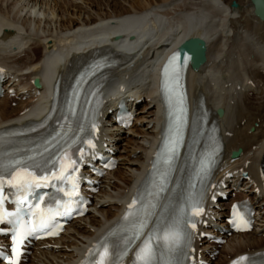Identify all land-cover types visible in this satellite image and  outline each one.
Listing matches in <instances>:
<instances>
[{"label": "bare ground", "instance_id": "bare-ground-1", "mask_svg": "<svg viewBox=\"0 0 264 264\" xmlns=\"http://www.w3.org/2000/svg\"><path fill=\"white\" fill-rule=\"evenodd\" d=\"M123 1L129 3L132 11L121 7L117 0H6L4 16L0 15V68L4 69V75L15 88L16 97L22 99L26 96L24 101L8 97L0 99V128L23 122L32 115L30 107L43 94L41 67L55 53L62 56L57 59L59 64L57 74L51 80L52 85L58 79L64 81L90 54L105 47L106 37L99 40L94 36L91 38L93 42L69 48L78 36L94 33L98 28L112 29L122 21L138 20L139 35L126 46L114 43L111 50L123 58V64L114 70L105 88L106 91L112 90L114 98H107L103 109L101 144L98 147L106 141L122 139L124 135L135 132L133 125L126 131L110 127L118 100L143 99L145 108L153 109L151 115L148 113L150 116L144 131L138 132L142 138L136 142L135 149H140V154L135 160H127L132 166L128 167L129 177L123 181L124 196L120 199L118 192L111 195L103 189L98 190L91 199V211L72 221L58 239L36 243L26 264H80L93 242L120 217L127 200L147 174L150 154L164 125L165 111L159 92L161 65L173 50L191 37L204 39L207 50L206 62L198 71L187 69L190 105L198 110L199 99L202 98L207 110L213 113L218 108L223 110L220 117L211 113L224 143L221 167L227 169L216 176L217 185L228 183L234 186L241 181V189L246 188L253 195L250 202L262 224L257 230L231 235L221 247L228 248L227 252L222 251L223 262L264 249V239L255 237L258 230L264 233L261 213L264 210V20L255 14L251 0H155L152 7L149 4L141 9L134 8L139 0ZM232 1L237 3V8L230 6ZM36 8L43 15V20L30 12ZM35 78L41 84L39 89L31 83ZM9 100L16 102V107L9 108ZM143 111L137 107L138 115ZM253 125V131L248 133ZM257 142V147L253 148ZM111 145L115 146L116 142ZM238 148L241 155L234 161L227 160ZM114 155L116 159L123 158L119 152ZM118 169L116 167L115 172ZM115 172L108 173L103 180ZM242 172L247 173L248 180L240 178ZM218 191L215 185L212 196H216ZM104 200L116 202L113 203V212L105 211L103 215L99 206ZM95 213H100L102 218L96 219ZM204 220L211 227L212 220ZM220 224L224 226L223 222ZM205 231L208 228L200 225L197 245L201 242L198 240L200 233ZM69 248L71 252L68 253ZM214 264L221 263L216 261Z\"/></svg>", "mask_w": 264, "mask_h": 264}, {"label": "snow or ice", "instance_id": "snow-or-ice-1", "mask_svg": "<svg viewBox=\"0 0 264 264\" xmlns=\"http://www.w3.org/2000/svg\"><path fill=\"white\" fill-rule=\"evenodd\" d=\"M187 57H181L178 56L177 53H173L166 65L164 66L163 72L165 76V82L167 83V78L169 77L170 73L175 71V68L177 66V63L180 61H186ZM183 111V110H181ZM179 139V136L177 135V140ZM177 140H170L167 145L168 152L170 153V158L172 155H175L176 152V144ZM29 160L32 158L29 157ZM75 164V161H69L67 164L61 162V173L60 176L57 177V179H68L70 182H72V192H67L66 195H72L75 191L76 185L72 178L70 176H66L65 173H67L68 169ZM35 165L28 164L25 160H13L11 161L7 166L0 164V170H4L6 168L9 179L8 183L11 184L13 187L17 189H31L33 186L39 187V181L41 180H47L48 177H40L35 174L34 171H32V168ZM53 176L56 174L53 173ZM4 180L3 175H0V185H2V182ZM2 203H3V196L0 195V220L4 219V214L2 211ZM133 204H135V201H133ZM131 208L132 205H129ZM235 207V206H234ZM49 212H52L51 209L48 210ZM196 214H199L197 212ZM35 215V213H33ZM19 222V217H18ZM146 226V223L144 221H141L139 224L135 235H139L140 230H142ZM37 227L40 229H46L49 227L48 221L44 219L43 216H41L39 225L33 224L31 227L25 228L23 232L18 231L16 236H14V240L16 243H19L24 235H31L33 232L37 230ZM194 227V225H193ZM54 234V233H52ZM183 233L180 230L179 227V221L175 222L172 225H169L166 230L163 232V241L168 247L169 251L175 250L181 243L183 238ZM156 239H161L159 235L155 236ZM153 239V235H150L148 239H146L143 243V245L139 248V250L136 253V260L139 262V264H154L155 259V251L153 248V245L151 243ZM131 240H128L127 243H131ZM103 248V251L99 252V261L97 264H111V261L107 259L110 256V252L106 246H101ZM13 252H16V248H13ZM244 259V258H241ZM171 264V262H170Z\"/></svg>", "mask_w": 264, "mask_h": 264}, {"label": "rangeland", "instance_id": "rangeland-1", "mask_svg": "<svg viewBox=\"0 0 264 264\" xmlns=\"http://www.w3.org/2000/svg\"><path fill=\"white\" fill-rule=\"evenodd\" d=\"M117 1L119 2V5L121 7L126 8L129 11H132V9L130 8L129 3H127V2H125L123 0H117ZM5 3H6V0H0V15L1 16H4V13H5ZM80 3H82V2L80 1ZM147 5H149V7H152L153 5H155V0H144V1L139 0L138 3H136V5H134V8L136 9V6H137V9L138 8L141 9V8H144V6L147 7ZM37 10H38V8H36V10H34V11H33V9H31L30 12H32V15L33 16L37 15V17H40L43 20V15L40 14L41 12L40 11L38 12ZM41 25H43V23H41ZM33 29L34 28H32V30ZM248 91H250V90H248ZM253 95L256 96V92H254ZM19 100L24 101L25 99L22 98V99H19ZM8 103L10 104V107L9 108L16 107V105H17L16 102H13L11 100H9ZM139 109H144V111H143L142 114L137 115V117H139V116L140 117H139L138 121L132 127L133 131H135V132H130L129 134L124 135L125 136L124 138H122V139H116L115 140V142L117 143L116 147L117 148L118 147L123 148V150H120V148H119L120 154L123 156V158H121L119 160V164L117 166L119 168L117 170L118 173H117V171L116 172L114 171L115 172L114 175L109 176L108 179H105L102 182V185L103 186L100 187L106 193H110L111 195H115L114 194L115 192H118V193H120L122 195V192L124 191V182L123 181H124V179H127L129 177L130 172H129L128 167L129 166H132L131 162H129L127 160H131V161L132 160H135L136 157L140 154V149H135V147L137 148L136 142L137 141H140V138H142V135L141 134H138V132L144 131L143 130V128H145L144 125L148 121V117L151 115L150 113L153 111V109L152 108H147V107L145 108V106L142 103V101H141V104H140ZM253 128H254V125L251 126L248 129V133H251L253 131ZM257 144H258V142L254 145L253 148H256L257 147ZM133 149H134V151H133ZM130 151L131 152L133 151L132 154H131ZM242 193H243V195L247 196L248 198H252V196H253L251 193L248 192L247 189L245 191H243ZM121 195H120V199L124 196V195H122V196ZM228 197H231L232 198V193H229V196ZM104 201H105V203H104ZM104 201H102V203H103V204H101L102 206L101 205L99 206V209L101 210L102 214L104 215L105 214V211H107V212L110 211L109 213L113 212V209L112 208L115 206L113 203H115L116 201L115 200H109V201L108 200H104ZM261 213H262V215L264 217V210L263 211L261 210ZM94 216H96L95 217L96 219L102 218V216H101L100 213H95ZM260 225H262V224L259 222V225L255 228V230H257ZM66 235H68V234H66ZM255 237L256 238H262V239H264V233L261 234L259 232V230H258V233L255 234ZM203 247L208 248L209 245L207 243L203 242ZM227 250H228V248L226 246L223 249L219 248V254L216 256V259H215L214 263L216 261L221 263V261H223V253H222V251L223 252L224 251L227 252ZM67 252L68 253L71 252V249L69 248V250ZM27 263H29V262H27Z\"/></svg>", "mask_w": 264, "mask_h": 264}, {"label": "water", "instance_id": "water-1", "mask_svg": "<svg viewBox=\"0 0 264 264\" xmlns=\"http://www.w3.org/2000/svg\"><path fill=\"white\" fill-rule=\"evenodd\" d=\"M254 4L255 7V14L264 20V13H263V0H251ZM232 7L236 8L237 4L235 2L231 3ZM180 51H186L188 53L191 54L192 57V61H191V68L194 71H198L199 68L205 63L206 61V44L205 41L201 38H190L188 40H186L185 42H183L180 46H179ZM34 84L36 87H40V84L38 82L37 79H35ZM217 114L219 116L223 115V110L222 109H218L217 110ZM240 150H238L237 152H233L232 153V157H236L237 155H239Z\"/></svg>", "mask_w": 264, "mask_h": 264}]
</instances>
